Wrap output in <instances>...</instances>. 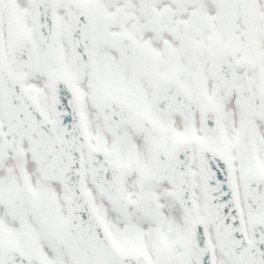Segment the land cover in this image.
<instances>
[{
	"label": "snow or ice",
	"instance_id": "6c2138e0",
	"mask_svg": "<svg viewBox=\"0 0 264 264\" xmlns=\"http://www.w3.org/2000/svg\"><path fill=\"white\" fill-rule=\"evenodd\" d=\"M0 264H264V0H0Z\"/></svg>",
	"mask_w": 264,
	"mask_h": 264
}]
</instances>
